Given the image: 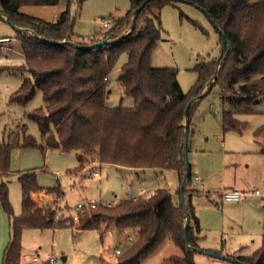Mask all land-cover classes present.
Instances as JSON below:
<instances>
[{
    "label": "trees",
    "instance_id": "trees-1",
    "mask_svg": "<svg viewBox=\"0 0 264 264\" xmlns=\"http://www.w3.org/2000/svg\"><path fill=\"white\" fill-rule=\"evenodd\" d=\"M60 0H0V13L16 26L30 31H16V41L24 66L12 67L27 73L11 100L26 103L40 90L44 108L27 113L38 127L43 142L26 138L23 146L38 145L77 152L79 166L91 155L104 164L128 168L175 170L182 181L187 163L183 148L185 124L188 135L197 101L213 85H218L223 104L221 123L224 130L241 132L245 122L235 117L250 112L264 99V0H181L205 11L217 34L219 55L195 64L197 78L184 92L173 67H153L151 58L163 28L158 10L165 3L178 0H149L134 17L133 10L143 0H129L125 14L114 18L104 35L111 43L80 48L89 43L73 39L74 17L66 8L54 22H48L20 11L27 5H54ZM82 3L84 0H76ZM0 14V18L4 19ZM196 25L197 23L194 22ZM199 26V25H198ZM9 40V39H8ZM230 49L223 57L227 42ZM69 42H74L71 44ZM127 59L120 68L118 81L125 94L133 98L130 107L107 106L108 75L120 54ZM5 69L10 68L5 66ZM3 68V69H4ZM213 80L210 87V81ZM184 113L187 103L201 93ZM188 149V144L186 152ZM10 146L0 144V204L10 217L11 235L4 248L1 264H21V230L23 228L72 227L73 220L63 209L37 203L33 193L63 192L58 187L37 183L34 170L18 174L21 185V212L14 215L8 196ZM190 168L185 185L188 184ZM185 192V190H184ZM187 241L198 248V218L191 205ZM76 230L98 229L112 224L116 229L136 228V241L119 257L117 264H140L165 240L182 250L170 255L173 264H196L193 252L185 248L183 228L185 215L181 200L175 204L168 188L158 187L134 199H122L113 205L98 203L95 208L78 212ZM192 221V223H191ZM247 264H264V234L261 245L248 256H236Z\"/></svg>",
    "mask_w": 264,
    "mask_h": 264
},
{
    "label": "rangeland",
    "instance_id": "rangeland-1",
    "mask_svg": "<svg viewBox=\"0 0 264 264\" xmlns=\"http://www.w3.org/2000/svg\"><path fill=\"white\" fill-rule=\"evenodd\" d=\"M129 7V0L73 1L69 6L74 17L73 39L89 43L104 38L114 18L125 14ZM65 8L66 0H60L54 5L22 6L20 11L54 22ZM158 13L163 32L152 53L151 65L176 68L178 82L182 90L188 92L197 78L193 69L195 64L219 55L217 34L206 15L186 1L165 3ZM104 21H109L108 27L103 26ZM15 35L16 30L5 18H0V144L10 146L11 173L7 185L13 214L21 212L18 174L27 170L35 171L39 185L58 187L64 193L48 195V202L38 200L36 196L35 201L65 208L63 215L72 216L75 226L77 203L94 199L98 203L113 205L137 195L140 187L144 192L166 187L173 202L178 204L181 180L175 170L146 168L136 169L140 171L132 174L124 167L100 163L93 154L89 157L93 162H88L93 168L80 171L76 176L73 173L78 167L76 151L22 145L28 137L37 144L43 142L37 125L27 113L44 108L45 104L40 90H36L26 103L11 100L12 93L27 76L25 72L12 69L24 66ZM126 59L125 53L120 54L108 75L106 103L109 107H130L133 104V98L123 92L118 81ZM5 66L10 68L5 69ZM228 108L222 103L219 86L213 85L197 101L188 135L186 159L190 177L184 186V202L191 205L198 218L200 248L227 257L223 259L194 251L196 264H240L236 256L228 254L251 255L261 245L264 234V99L260 97L252 111L235 115L245 122L241 132L223 129L221 115ZM84 171H97L99 176L85 181ZM229 189L246 194L239 201H226L222 193ZM122 229L118 230L112 224H103L100 230H76L68 226L26 227L20 236L22 259L28 262L32 254H37L43 260L51 254L56 258V264H117L120 255L136 241L135 232ZM10 235V217L0 204V264ZM115 247H120V254L114 253ZM173 254L182 255V250L165 240L140 264H173L168 259Z\"/></svg>",
    "mask_w": 264,
    "mask_h": 264
},
{
    "label": "water",
    "instance_id": "water-1",
    "mask_svg": "<svg viewBox=\"0 0 264 264\" xmlns=\"http://www.w3.org/2000/svg\"><path fill=\"white\" fill-rule=\"evenodd\" d=\"M149 1V0H143L134 10H133V17H132V20H131V26H130V30L129 32L134 28V17L136 16V14L140 11V9L144 6V4ZM178 1H181V0H178ZM204 14L205 11L203 9H200ZM1 14V13H0ZM1 16L5 17L6 21L16 30V31H23V30H27V31H30L29 29L27 28H22V27H18L16 25H14L8 18L6 15L4 14H1ZM211 22L212 20L209 19ZM71 44H75L74 42H69ZM105 43H111V41H109L107 38H102L96 42H93L91 44H88L86 46H79L77 45L78 47L80 48H93L95 46H99V45H102V44H105ZM230 46H231V43L230 41L227 42V47H226V51L223 55V57L220 59L219 63L222 62V60L225 58V56L227 55L229 49H230ZM213 80L210 81L208 87L211 86ZM204 94L201 93L199 96L195 97V98H192L186 105L185 107V110H184V113L187 112L190 104L192 103V101H194L196 98H200L202 97ZM187 143H188V126L185 124V129H184V142H183V148L185 150V155L187 154L186 152V148H187ZM188 174H189V164L186 163V167H185V172H184V176H183V179L181 181V188H180V200H181V203H182V206H183V211H184V215H185V224H184V228H183V239H184V243H185V248L186 250L188 251H195V252H200V253H203V254H208V255H213V256H218L220 258H223V259H226L227 257H224L222 255H219L215 252H212V251H207V250H203V249H200V248H193L189 245L188 241H187V227L189 225V222H190V219H189V215H188V212L186 210V207H185V202H184V186H185V182L187 180V177H188ZM238 263L240 264H247V263H244L242 261H239V260H236Z\"/></svg>",
    "mask_w": 264,
    "mask_h": 264
},
{
    "label": "built area",
    "instance_id": "built-area-1",
    "mask_svg": "<svg viewBox=\"0 0 264 264\" xmlns=\"http://www.w3.org/2000/svg\"><path fill=\"white\" fill-rule=\"evenodd\" d=\"M103 26L104 27H108L109 26V21H104L103 22ZM83 175V179L85 181L90 180L93 177H98L99 173L97 171H84L82 172ZM195 179H198L197 177H195ZM255 194H258L257 190H254ZM245 195V192L237 190V189H229L225 192L222 193V198L226 201H239L243 196ZM136 197H130V198H126V199H134ZM98 204V202L94 199H89L86 200L85 202H79L75 205V210H76V216L78 217V212L83 211L85 209H91V208H95L96 205ZM56 208L59 207V205L57 204V206H55ZM77 217H74V219L77 220ZM71 219L73 220L72 216ZM74 221V220H73ZM76 223H78V220L76 221ZM75 225L72 226V228ZM129 241L131 240L130 237L127 238ZM114 253L115 254H120L121 250L120 247H115L114 248ZM57 260L54 256H52L51 254L46 255L45 259L41 260L39 259V256L37 254H32L30 257V260L28 262H21V264H56Z\"/></svg>",
    "mask_w": 264,
    "mask_h": 264
},
{
    "label": "crops",
    "instance_id": "crops-1",
    "mask_svg": "<svg viewBox=\"0 0 264 264\" xmlns=\"http://www.w3.org/2000/svg\"><path fill=\"white\" fill-rule=\"evenodd\" d=\"M3 18H5L4 16H3ZM3 38V37H2ZM8 37H4L3 39H7ZM198 113V112H197ZM196 113V114H197ZM194 120V119H193ZM192 126V125H191ZM88 162H93L92 160H90V159H87V160H85L84 162H83V164H82V166H80V167H77L76 168V170H74V175H76L77 176V173H79L80 171H83V170H91L93 167H91L93 164L92 163H88ZM78 166H79V162H78ZM122 167V166H121ZM124 169H126V170H128V171H130L131 173L132 172H135V171H140V170H136V169H139V168H128V167H124ZM90 172V171H89ZM133 174V173H132ZM196 177V176H195ZM60 189V188H59ZM61 190V189H60ZM62 191V190H61ZM63 192V191H62ZM152 192V191H151ZM143 193H145L144 192V189L142 188V187H140L139 188V190L137 191V195H132V196H130V197H137V196H139V195H141V194H143ZM64 194V193H63ZM246 194V193H245ZM48 195H50V194H47V193H45V191H41V192H39V193H33L31 196H32V198L34 199V200H36V196H38L39 197V199L38 200H41V201H43V200H45V201H49V199H48ZM245 196V195H244ZM243 196V197H244ZM130 197H127V198H130ZM116 202H118V201H116ZM115 202V203H116ZM124 229H126V230H128V231H133V232H136V228L135 227H125V228H123L122 230H124ZM196 236L198 237V240H197V244H198V248H200V246H199V242H200V235H199V232L198 233H196ZM263 236V235H262ZM261 240H262V237H261ZM201 249V248H200ZM197 253H200V252H197ZM241 256V255H243V254H236V253H229L228 254V256ZM21 262H24L23 261V259H22V255H21Z\"/></svg>",
    "mask_w": 264,
    "mask_h": 264
}]
</instances>
